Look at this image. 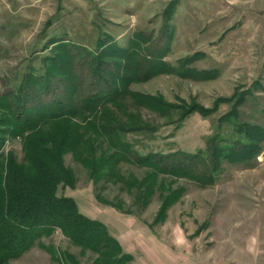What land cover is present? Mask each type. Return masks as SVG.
Segmentation results:
<instances>
[{"label":"rangeland","instance_id":"1","mask_svg":"<svg viewBox=\"0 0 264 264\" xmlns=\"http://www.w3.org/2000/svg\"><path fill=\"white\" fill-rule=\"evenodd\" d=\"M166 21V71L132 88L174 105L173 119L181 108L205 111L177 128L144 109L159 129L150 140L133 136L143 140L140 150L194 152L218 136L247 141L238 126L264 129V0H0V93L20 85L30 65L43 72V57L59 43L54 39L97 49L109 34L108 43L125 46L135 33L153 41ZM5 148L22 159L19 139ZM66 163L78 182L59 193L108 225L129 264H264V141L252 159L224 160L206 185L162 175L180 195L163 215L160 194L141 206L121 185L98 190L71 154ZM124 172L140 177L146 168L125 165ZM97 257L58 229L10 264H95Z\"/></svg>","mask_w":264,"mask_h":264},{"label":"trees","instance_id":"2","mask_svg":"<svg viewBox=\"0 0 264 264\" xmlns=\"http://www.w3.org/2000/svg\"><path fill=\"white\" fill-rule=\"evenodd\" d=\"M168 26L166 21L153 41L146 33L132 34L125 46L108 43L109 34L107 41L98 39L97 49L54 39L59 43L53 55L43 57V72L30 65L20 85L0 93V264L22 257L58 229L83 250L96 253L95 264L130 263L106 223L85 214L74 197L59 193L78 182L76 171L66 163L68 154L98 190L121 185L141 206L160 194L163 215L180 195L167 188L162 175L185 176L206 185L224 160H249L260 152L264 129L250 125L238 126L247 141L218 136L212 147L194 152L140 150L143 140L133 136L150 140L159 129L146 119L144 109L177 128L188 115L205 111L181 108L173 119L174 105L132 88L166 71L168 62L162 57L171 39ZM16 139L22 159L5 148ZM125 165L146 172L138 177L124 172Z\"/></svg>","mask_w":264,"mask_h":264}]
</instances>
